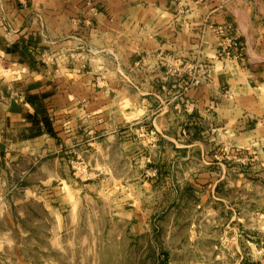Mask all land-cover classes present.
<instances>
[{"label": "rangeland", "instance_id": "obj_1", "mask_svg": "<svg viewBox=\"0 0 264 264\" xmlns=\"http://www.w3.org/2000/svg\"><path fill=\"white\" fill-rule=\"evenodd\" d=\"M165 69L170 86L161 91L132 87L124 73L94 77L118 85V107L108 103L101 122L74 130L120 138L102 154L87 139L81 156L72 141L69 170L57 171L66 186L40 188L42 201L14 194L0 218V264H264L256 121L237 127L246 137L229 138L205 113L214 107L196 115L191 102L209 68L202 76Z\"/></svg>", "mask_w": 264, "mask_h": 264}, {"label": "crops", "instance_id": "obj_2", "mask_svg": "<svg viewBox=\"0 0 264 264\" xmlns=\"http://www.w3.org/2000/svg\"><path fill=\"white\" fill-rule=\"evenodd\" d=\"M232 38L239 52L219 57ZM161 59L208 65L196 115L214 107L205 113L238 139L248 133L237 127L255 120L263 153L264 0H0V75H10L0 78V218L17 192L42 201L40 188L66 186L57 171L69 170L72 141L81 156L87 139L102 154L120 138L74 130L118 107V85L95 76L124 73L143 91L165 90Z\"/></svg>", "mask_w": 264, "mask_h": 264}, {"label": "built area", "instance_id": "obj_3", "mask_svg": "<svg viewBox=\"0 0 264 264\" xmlns=\"http://www.w3.org/2000/svg\"><path fill=\"white\" fill-rule=\"evenodd\" d=\"M243 1H250V0H243ZM239 50L240 47L237 44L236 40H234V42L232 41L223 42L221 44V54L219 55V57H222L224 55L229 56L230 53L239 52ZM236 59L237 57H235V60ZM161 62L164 64L163 66L166 67L169 73L172 75L181 76L182 74H184V72H191V71H195L200 76L208 73V68L204 65L192 66L191 64L188 63L184 64V62L168 61L164 59H161ZM197 85H199V80L194 81L193 87H196Z\"/></svg>", "mask_w": 264, "mask_h": 264}]
</instances>
